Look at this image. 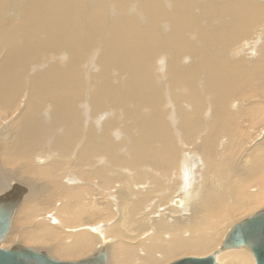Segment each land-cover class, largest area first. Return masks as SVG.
<instances>
[{
    "label": "bare ground",
    "instance_id": "obj_1",
    "mask_svg": "<svg viewBox=\"0 0 264 264\" xmlns=\"http://www.w3.org/2000/svg\"><path fill=\"white\" fill-rule=\"evenodd\" d=\"M24 1L17 0L18 3L23 2L22 8L19 4H14L12 8V3H9L6 10L0 11L1 52L5 51L6 39L14 41V45L5 51L0 60V111H12L23 89H27L25 106L14 121V127H11L13 133L8 131L10 140L0 141V163L4 171L27 183L28 178L38 175L36 167L33 169L25 164L14 169L13 164L16 161H28L34 155L42 133L39 128L42 110L47 115L44 120L51 122L53 127L65 126L62 135L55 139L53 148L57 154H68L79 133L77 113L86 94H89L93 111L112 105L114 110H122L125 118L131 117L127 127H138L140 130L139 136L131 140V158L126 163L134 173L126 170L131 176H126V180L122 179V192L118 191L119 194L114 198L118 200L116 221L112 226L105 227L100 239L98 235H92L99 228L90 229L91 234L81 231L73 235L69 246L65 243V246H60L56 251L58 257L84 255L98 243V239L108 247L109 256L113 253L116 264H164L180 254H203L217 245L218 238L215 236L217 233L219 235L220 229L230 219L222 216L218 221L213 216L214 226L208 232L196 235L194 229L201 224L203 216L212 213L217 206L231 215L235 211H248L253 206L263 204V200L252 197L251 192L252 196L246 195L247 201L242 202V205L233 200L236 205L228 203H232L230 197L236 198L238 193L244 192L242 187L245 185L260 188L264 183V142L247 152L245 158L249 159L248 163L245 160L246 162H237L236 165L235 160H229L230 155L225 158L230 169L233 167L232 172L225 171L229 175L222 177L224 183H232L231 188L227 186L228 191L218 184L215 186L210 179L216 178L214 174L217 176L216 157L221 151L217 149L221 145V139L226 137L229 141L238 135L230 114V103L237 101V111L242 109L239 113L256 114V111L264 109V98L260 94H264V27L259 32L260 35L256 36L261 40L257 45V57L254 49H250L247 56L243 52L233 55L230 50L231 45L239 40H244V44L253 37L252 29L264 24V0H87L86 3L81 0ZM167 2L169 6H166ZM85 8L91 13H86ZM12 9L18 12L16 21L10 14ZM94 48L100 51L92 58L88 57ZM161 49L170 55V63L165 66L169 90L177 95L178 89H184L183 97L175 96L179 115L177 127L181 129L179 132L186 143L184 145L189 147L196 142L195 147L200 154L198 157L204 160V165L207 163L208 170L202 175L201 184L196 182L195 176H191L195 167L190 165L187 168L181 166L180 172L184 175L181 179L172 178L173 169L179 161L180 147L176 144L172 131L168 129L170 125L162 108L166 94L164 82L157 84L158 79L154 73L152 75V69L147 68ZM41 55L48 60L41 63L40 66L43 67L38 70V62L36 65L32 64L41 60ZM208 56L217 65L210 68L205 65L203 70L199 69L195 61H202ZM245 57L253 60H246ZM91 62L95 70L97 66V76H87V69L91 70L92 67ZM29 70L34 71L27 82L25 76ZM90 86L94 88L88 92ZM255 95L262 101L246 105L244 99H251ZM178 104L183 107L180 108ZM243 107H248V111H244ZM145 109L148 113L140 115V110L143 112ZM203 109L210 111L212 122L209 123L210 127L205 128V135L197 141L196 134L204 129H201L197 115ZM259 112L256 116L264 117V111ZM259 120L252 118L250 127H254V121H258L255 126L260 124L263 127L264 119L261 122ZM110 124H106L104 128L111 127ZM107 137L103 135L102 138L107 141ZM95 150L101 152L98 147H94L91 138H88L76 158L79 166L87 163ZM112 151H106L109 156L105 166L109 173L116 165H126L120 164L116 155H110ZM224 157L219 158L221 160ZM59 160L50 163L56 171L61 168ZM186 160L189 162L192 158L188 156ZM199 163L196 164L202 165ZM203 166H199V176L206 169ZM97 172L94 178H97L100 186L107 189L109 179L99 180L105 173L103 171L102 174L99 169ZM55 175L57 174L54 173ZM13 178H6L0 173V196L10 194L15 187H23L26 189L21 201L23 203L28 188ZM84 179L88 177L85 176ZM36 191L40 192V188ZM64 192L66 200L61 212L65 216L62 220L65 222L67 219L65 226H76L83 221L91 225L96 222L106 223L110 217H114L109 209V206L112 207L109 199L106 200L109 206L103 203V209L101 208L106 215L100 212L91 214L87 211L95 210L92 208L97 202L91 201L95 204H92L93 207L90 205L91 210L87 209L89 197L93 200L88 191L68 188ZM35 202L38 204V201ZM84 202L88 203L84 205ZM31 210V206H25L24 216L31 215ZM184 225L188 227L185 228ZM189 228H193V233L184 239L182 233ZM44 232L47 234L26 236L25 242L41 245L55 238L53 231ZM145 233L148 234L143 237ZM116 234L125 242L109 244L105 240ZM159 238V241H155ZM247 252L232 251L225 258H221L219 253L216 260L219 258L224 264H250L252 255Z\"/></svg>",
    "mask_w": 264,
    "mask_h": 264
},
{
    "label": "rangeland",
    "instance_id": "obj_2",
    "mask_svg": "<svg viewBox=\"0 0 264 264\" xmlns=\"http://www.w3.org/2000/svg\"><path fill=\"white\" fill-rule=\"evenodd\" d=\"M22 1L25 2L24 0H22ZM81 1L83 3L87 2V0H81ZM261 1L262 0H258V2H261ZM23 2L21 4V3H18L17 0H6L4 2L0 1V11L6 10V6L7 5L9 6V3H12V8H13L14 4H19L21 6L20 8H22L24 5ZM167 3H166V6H169V3L168 4ZM8 6H7V8H8ZM92 8L94 9V7H92ZM85 9H86V13H91L90 10H88L87 8H85ZM10 14L14 18L13 20L16 21L17 17H18V12L15 11L14 9H12V12ZM143 25L145 27V23ZM262 27H264V24H262L260 27H254L252 29L253 37H250L244 44H242V41H244V40H242V41L239 40L234 45H231V47H230L231 53L233 52V55H237L238 53L243 52V54H246V56H247L248 55L247 53L249 52V50L254 49L256 51V57H257L258 56L257 45H259L261 43V40L258 39L257 37L260 35L259 32L262 31ZM255 30H257V31H255ZM255 34H257V35H255ZM4 42H7V45L4 47L5 51L7 49H10L14 45L13 40H7L6 39ZM98 44H100V43H98ZM97 48L100 49L99 46H97ZM97 48L96 49L94 48V50H91L90 55H88V57L92 58L93 55L98 54V52L100 50L99 49L97 50ZM5 51L1 52V48H0V60H1L2 55L5 53ZM156 57L152 63L148 64L147 68L152 69V75L154 73L155 77L158 79L157 84L160 82L161 83L164 82L163 88L166 89L165 90L166 94L164 96L165 102L163 101L162 108L166 113L165 114V116L167 118L166 121L169 123L168 125H170L168 127V129H170L172 131V134L174 136V140L176 141V144H178V146L180 147V148H178L179 153H180L178 160L180 162L178 161V163L176 164L177 167L175 166V168L173 169L174 170V176H172V178L176 179V180L181 179L184 176L180 172V169L182 168L181 166L183 165L185 168H187V165L188 166L190 165V166H192V168H193V166L195 167L193 169V172H192L193 175L191 174V176L192 177L195 176L194 179L196 180V182L201 184L202 175L205 174L208 170V167L206 168L207 163L205 162V165H204V163H203L204 160H200L201 158L198 157L200 154H198V152L196 150V147H195L197 145L196 142L189 145V147L184 145L185 142L183 141V137L181 136V133L179 132L181 129L179 127H177V123L179 121V115L177 112L178 108L176 106L177 104L175 103V99L177 97L178 98L183 97L184 89L183 88L178 89L176 92V93H178L177 95L175 93H173V91L169 90L170 86L166 81L167 76L165 74V66L168 63H170V55L164 49H161L159 51V54L156 55ZM40 58H41V60L38 59L32 65H36L35 63L38 62L36 66H38V65L40 66L41 63H44L48 60V58L44 55H41ZM209 58H210V56L203 59L202 61H195V63L197 64L199 69H202V70H203V67L205 65H207L209 68H210V66H212L214 64L217 65V63H213L212 61H210ZM245 58H246V60H249V59L251 61L253 60L252 58H247V57H245ZM167 59H168V61H167ZM39 66L37 67V68H39L38 70H40V68L43 67V66H40V67ZM91 66H92V62H91ZM94 68H95L94 65L91 67V70H88L86 68L87 69V76H90V74L97 76V71H98L97 66H96V70ZM33 71L29 70L27 76H25V81L28 82L29 77L31 76V73ZM84 79H85V76H84ZM25 87H26V85H25ZM93 88L94 87L90 86L88 88V92L92 91ZM250 89H251V86H250ZM24 90H25V92H24ZM258 91H260L259 87H258ZM26 92H27V89L26 88L23 89L22 95L20 96L18 102L16 103L17 105L15 104L16 107H14V109L12 111H9V112L0 111V141L10 140L11 135L8 134V131L12 132L11 127H14L13 126L14 121L18 118L20 111L25 106L26 96H27ZM179 92H180V94H179ZM171 94H172V96H171ZM260 94H261V97L263 96V98H264V94H262V93H260ZM175 96H177V97H175ZM244 100H245V103H247L246 105H249V106H250V104L254 105V104L262 101V99L257 97L256 95L251 99L246 98ZM236 103H237V101H235V100L233 103H230L229 110H230V114H231L232 118L234 119V128L236 127V134H238V135H235L234 138L232 140H229V141H227L226 137L222 138L223 140L221 139V145H220V147L217 148L221 151L218 150L219 152L217 153V157H216V159H217V161H216V168H217L216 174H217V176L214 174L213 176H215L216 178L212 177V179H210V181L215 186H217V184H218V186L223 187L226 191L229 190L228 187L231 188L232 183H229V184L224 183L222 177L225 178L227 175H229L228 173L232 172L233 167H232V169H230L231 167H229V165L225 163V158H227L230 155L231 159H229V160H232V159H233V161L235 160L236 165L238 163L239 164L244 163L243 161H245V160L248 163L249 159L245 158L247 155V152L252 150L253 149L252 147H256L259 143L264 142V126L260 127L261 126L260 124L255 126V123H257L258 121H254V124H253L254 127H252V126L250 127V124H249L250 122H252V118L255 119V117H256V118H259L260 120H263L264 117L261 118L259 116H256V114H258L257 112H259V111H256V114H254L252 112L251 113L250 112L249 113H239L242 109L240 111H237V107H239V106L236 105ZM178 105L180 108L183 107L182 104H178ZM132 107H134V106H132ZM244 108H245L244 111H248V109H249L248 107H243V109ZM117 110H114L112 105L110 106L108 104L105 106L104 109L93 111L91 108V105H90L89 94H86L84 96V102L80 104V108H79V111L77 113V115H78L77 120L79 121L78 123H79V127H80L79 133H78V136L76 135L77 137L74 140L72 147L69 150L68 154H66V155L57 154L58 152L56 151V149L53 148L54 147L53 144H54L55 139L59 138V136L62 135L65 126L53 127L51 122L44 120L45 117H47V115L43 114L44 110L41 111V115L39 118V121H40L39 123H40L41 127H39V128L41 129L42 133H41V137L39 139L40 141L38 142L37 146L35 147L36 150L34 149L35 150L33 152L34 155H31L29 157L28 161H23V162L16 161L13 164L14 169H17L20 166L25 165V164H27L28 167H30V168L32 167L33 169H34V167H36L39 171L38 175H36L34 178H32L34 180L28 178L27 179L28 183H27L26 181H23L21 179H17L15 177L13 178L12 175H11L12 176L11 177L8 173H6L4 171V169L2 168L3 166H1V163H0L1 175H3L4 177L6 176V178H8V177L10 179L13 178L14 181H16L19 184H22L28 188V194L24 197L23 203H21L20 207L17 209L16 213L14 214V217H13V220L11 223L10 231H9L6 239L2 243V248L7 249V248L11 247L12 245L20 244V245H24V246L33 248L37 251L45 252L50 257H52L53 259H56V260L78 261V260L85 259V258L89 257L92 253H94L100 247L104 246L103 242L99 241V239L102 238V234L104 232L105 227L107 225H108V227L112 226L117 219V218H115L116 217L115 214L117 213L115 211V209H117L118 200L116 201L114 198L116 197V195H118L119 193L122 192V191L120 192V190L122 189V184L124 182V180H122V179L125 178V180H126V178L128 176H131L130 175L131 173H134L133 170L128 168L126 163H128V161L131 158L130 157L131 156V148H130L131 147V140L133 141V139H136L139 136V132H140L138 127H127L131 117L125 118L122 110H120V109H117ZM186 111H188V110H186ZM261 111H264V109H261L260 112ZM132 112L137 113V111H132ZM204 112H205V115L203 114ZM139 113H140V115L142 114V116H144L148 112L145 109V110H143V112H141V110H140ZM206 114H207V116H206ZM140 115H137V117H139ZM194 115L195 114L192 112V116H194ZM94 116L97 118H95ZM211 116L212 115H211L210 111L207 112V110H204V109H203L202 113H199L197 115V117H198L197 120L201 124V125L200 124L199 125H200V127H202L201 129L204 128L203 130H201L199 133L196 134L195 137L197 138V141H200L201 138L205 135L204 134L205 128L210 127V124L212 122ZM201 117H202V119H201ZM260 120H259V122H261ZM113 123H116V124L114 125ZM106 124H110L111 127H105L104 128V126ZM119 126H121V127H119ZM179 134H180V136H179ZM103 135L108 136L107 141L103 140V138H102ZM198 135H199V137H198ZM88 138L89 139L91 138L94 147H96V148L98 147V149H100L101 152H98L97 150H95L96 151V152L94 151L95 156H94V154L91 155V157L89 158L90 160L88 159L87 163L79 166V163L77 162L76 158L78 157V153L81 152V149L84 146L85 141L88 140ZM238 138H240V139H238ZM225 139H226V141H225ZM223 141H224V144H226V145L223 144ZM233 143H235L234 146H233ZM240 143H241V145H240ZM232 146H233V148H232ZM107 150L110 151L109 153H111V150H113L112 154H110V155H114V157L116 155L115 158H117V161L120 164L125 163L126 165L124 167H120V166L116 165L115 169H113L112 172L110 171V173H109L108 170L106 169V166H105V165H107V162L105 163V161L109 156L106 153ZM185 150H186V152H185ZM220 152H222V153H220ZM53 155H54V157H53ZM232 155L234 157H232ZM188 156H190L192 158V160H191L192 162L191 161L187 162L186 159ZM219 157L220 158L224 157V158L220 160ZM193 159H194V161H193ZM242 159H244V160H242ZM57 160H59L61 163V168L59 169V171H56L55 168L51 167V164L53 163V161H57ZM197 162H200L202 165L196 164ZM181 163H183V164H181ZM222 165L225 167H223ZM199 166L200 167L203 166L204 168H206L205 171L202 172V174H200V176L198 175L200 173L199 172L200 171ZM96 168L101 170L102 174L105 173L103 176L102 175L100 176L101 179H99V180L102 181L104 179L103 181H105L106 178L109 179L110 184H108V183L106 184V186L108 187L107 189L100 186L98 184L97 178L96 177L94 178V176H96V173H98ZM225 169H227V170H225ZM126 170L131 171V173L126 171ZM103 171H104V173H103ZM176 171H178L177 172L178 174L176 173ZM225 171L226 172L229 171V172L226 173ZM54 173L57 175L59 174V177H57V175L54 176ZM111 173H114V174H111ZM116 175H118L119 177ZM85 176H87L88 179H84ZM220 176H221V178H217ZM115 177L118 178L119 180L114 179ZM113 179H114V181H113ZM217 179H218V181H217ZM110 180H112V181H110ZM116 180H118V181H116ZM168 181H169V179H168ZM53 184H55L54 187H53ZM58 184L60 186H58ZM223 184H225V185H223ZM37 185H39V187ZM120 187H121V189H120ZM37 188H40V192L36 191ZM68 188L69 189L70 188L82 189L85 192L88 191V193L93 198V200H92L88 196L90 199L89 200L90 203L86 202V203H88V205L86 206L88 210H91V206L93 207V205L97 202L96 205H94V207L92 208L95 210H91V211H87V212H89L91 214H93L95 212H100L101 214H104V212L102 210L103 209L102 206L104 203V205H106L107 207L109 205L112 206V207L109 206V209H110V212L112 213V215L114 217H110L106 223L96 222V223L91 225V224L83 223L84 222L83 221L81 224L76 225V226H71V225L65 226L66 225L65 222L67 221V219L65 222H64V220H62L65 217L64 214L62 213L63 212L62 209L64 208V204H65L64 201L66 200V197L63 196V194L65 193L64 191L68 190ZM242 188L244 189V192L238 193L236 198H234L233 196L230 197V199H231L230 201L233 200L236 204L241 203L240 205H242V202L247 201L246 195H249L250 197L253 195L252 197L259 198L261 201L263 200V204L261 206H256V207L253 206V208L248 210V211H243V210H242L243 212L235 211L231 215L229 213H225L224 209L219 208L217 206V208L212 213H209L205 217L203 216V218H201V224L199 226H197V228L194 229L196 232V235H200V234H203V232H208L209 228H212L214 226V223L212 222L213 216H215L218 221L220 220V218H222V216H227L230 218L229 222L225 226H223L222 229H220L219 235L217 236L218 233L216 234L215 237L218 238L217 239L218 243L213 248L214 250H215V248L216 249L218 248V245L222 242V239L225 236V234L228 232V230H230V228L236 222H238V221H240L246 217L251 216L252 214H254L258 210L264 209V199H263L264 198V183L260 187L261 189L255 185H249V184L245 185ZM14 190H12L11 192H13ZM246 190H247V192H246ZM34 191H36L35 194H33ZM118 191H119V193H117ZM11 192H9V193H11ZM250 192L252 193V195ZM110 193H112V194H110ZM34 195H35V197H33ZM94 198H97V199H94ZM35 200L38 201V204L35 202ZM106 200H108L110 202V204ZM91 201H93L95 203H93V202L91 203ZM233 201H232V203L229 202L228 204L231 206L236 205ZM86 203L84 202L83 204L86 205ZM25 206H31L32 207V210L30 212L31 215H25L24 216L23 213L25 210ZM243 206H245V205H243ZM111 213H109V214H111ZM104 215H106V214H104ZM104 215H102V216H104ZM230 216H232V217H230ZM66 217L68 218L69 216L66 215ZM61 223L63 224V226ZM185 223L187 224V222H185ZM186 226L187 225H184L185 228H186ZM41 227H43V228H41ZM92 228H94V229L99 228V229H96V232L92 233V231H90V229H92ZM121 228H124V227H121ZM45 230L53 231L55 233V238L51 241L44 242L41 245H32V244H28L25 242L26 236H34V235H40V234L45 235V234H47L44 232ZM81 231L85 232V233L88 232L87 234L92 233V235H95V234L98 235L99 236V237L97 236L99 238L98 243L95 244L94 246H92L90 248L91 250L89 249L88 252L84 255H81L78 257H72V258L58 257L56 254V251L61 248L60 246H62V245L65 246V243H66V245L68 244V246H69L71 244V241H72L71 240L72 236L75 234H78ZM129 231H130V229H129ZM130 233L131 232H129V234ZM192 233H193V228H189L182 233V236L185 239ZM147 234L148 233H145V235L143 234L142 236L144 237ZM184 236H186V237H184ZM119 238H120L119 235L116 234V235H113L112 237L110 236V237L106 238L105 240L108 241L109 244L125 242V241L121 240V238L120 239ZM69 240H70V242H69ZM159 240H160V238L155 240V241H159ZM155 241H152V242H155ZM213 249L209 252L199 254V255H196V254L195 255L180 254V255H177L172 260H175V259H177L179 257H183V256L204 257V256L212 253ZM232 251L247 252L248 250L246 248H242V249L225 251V252H222L219 256H221V258H225V256L229 252H232ZM247 253L250 255L249 252H247ZM110 256L113 259L115 258L112 252L110 253ZM110 256L108 254L107 264H116V263H114L116 261V259L113 260L112 258H110ZM222 256H224V257H222ZM217 257H218V255H217ZM172 260H168L167 262H164V264L169 263ZM216 264H224V261L218 258V260H216ZM250 264H253L252 256H251Z\"/></svg>",
    "mask_w": 264,
    "mask_h": 264
},
{
    "label": "water",
    "instance_id": "obj_3",
    "mask_svg": "<svg viewBox=\"0 0 264 264\" xmlns=\"http://www.w3.org/2000/svg\"><path fill=\"white\" fill-rule=\"evenodd\" d=\"M16 192L0 196V264H107L108 247H100L89 257L78 261L56 260L42 251L15 244L4 249L14 212L26 194L23 187H15ZM246 248L252 255L254 264H264V209L236 222L224 236L222 243L212 253L204 257L183 256L167 264H216L219 253Z\"/></svg>",
    "mask_w": 264,
    "mask_h": 264
}]
</instances>
